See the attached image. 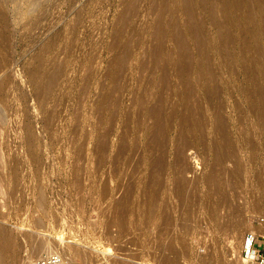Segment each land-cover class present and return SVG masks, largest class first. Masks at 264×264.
Masks as SVG:
<instances>
[{"label": "rangeland", "instance_id": "1", "mask_svg": "<svg viewBox=\"0 0 264 264\" xmlns=\"http://www.w3.org/2000/svg\"><path fill=\"white\" fill-rule=\"evenodd\" d=\"M259 224L264 0H0V264H245Z\"/></svg>", "mask_w": 264, "mask_h": 264}, {"label": "built area", "instance_id": "2", "mask_svg": "<svg viewBox=\"0 0 264 264\" xmlns=\"http://www.w3.org/2000/svg\"><path fill=\"white\" fill-rule=\"evenodd\" d=\"M262 237L254 231H248L244 234L241 258L245 264H264V244L260 242ZM30 264H66V261L61 254L53 253L38 258Z\"/></svg>", "mask_w": 264, "mask_h": 264}, {"label": "bare ground", "instance_id": "3", "mask_svg": "<svg viewBox=\"0 0 264 264\" xmlns=\"http://www.w3.org/2000/svg\"><path fill=\"white\" fill-rule=\"evenodd\" d=\"M182 183H183V184H182L183 186H182L181 189L178 191L179 193H183V191H184L183 187H184L185 183H184V181H183ZM247 224H248L247 222H241V223H238L237 225L240 226V228H241L242 226H244V225L246 226ZM236 227H237V226H236ZM255 231H256L259 235L264 236V224H259V226L256 228ZM1 235H2V234H1ZM6 236H7V234H6ZM8 236H9V235H8ZM2 238H3V239L0 238L1 241H2V240L4 241V240H7V239H8V238H6V237H3V235H2ZM4 238H5V239H4ZM9 238H10V237H9ZM11 239H12V238H11ZM3 241H2V243H1V242H0V243L3 244ZM8 241H9V240H8ZM5 243L7 244L8 242H5V241H4V244H5ZM1 244H0V249L4 252L5 250H7L6 247H7L8 245H4V244H3V245L1 246ZM8 244H9L10 247L12 246L10 243H8ZM35 246H36V247H35V249L33 250V252H37V253L40 252V253H41V251H43V250L45 251V250H46L47 255H45V256H48V255L54 253V252H53V249L50 250V249H49V246H48L47 243H45V242H44V243L42 242V243H39V244L37 243V245H35ZM10 247H8V249H11ZM50 247H51V245H50ZM53 248H54V247H53ZM32 249H33V248H32ZM47 249H48L49 251H48ZM54 249H55V248H54ZM73 250H74V249H73ZM7 251H8V250H7ZM71 251H72V250H71ZM71 251H70V253H71ZM5 252H6V251H5ZM28 252H29V251H28ZM72 253H73V252H72ZM72 253H71V254H72ZM74 253H77V254H78V252H76V250H75ZM74 253H73V255H74ZM77 254H76V255H77ZM67 255H68V254H67ZM65 256H66V255H65ZM70 256H71V255H70ZM42 257H44V256H42ZM19 258H20V257H18V259H16L15 261L19 262ZM39 258H41V257H39ZM70 258H71V257H69L68 260H69ZM74 258H77V257L74 256ZM78 258H79V256H78ZM78 258H77V259H78ZM21 259H22V258H21ZM37 259H38V258H37ZM72 259H73V258H72ZM35 260H36V259H35ZM20 261L22 262L23 260H20ZM70 262H71V260H70ZM73 262H74V260H73ZM18 264H19V263H18Z\"/></svg>", "mask_w": 264, "mask_h": 264}]
</instances>
